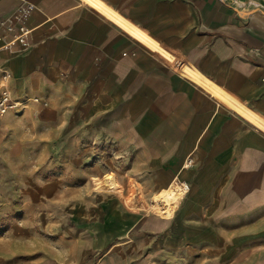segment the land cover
Segmentation results:
<instances>
[{"label":"crops","instance_id":"obj_1","mask_svg":"<svg viewBox=\"0 0 264 264\" xmlns=\"http://www.w3.org/2000/svg\"><path fill=\"white\" fill-rule=\"evenodd\" d=\"M31 1L29 44L0 49V84L24 103L0 115V133L96 153L162 226L101 255V199L70 195L81 204H67L52 243L13 234L0 263L264 264V0ZM18 4L0 0V19ZM114 245L128 252L113 258Z\"/></svg>","mask_w":264,"mask_h":264},{"label":"rangeland","instance_id":"obj_2","mask_svg":"<svg viewBox=\"0 0 264 264\" xmlns=\"http://www.w3.org/2000/svg\"><path fill=\"white\" fill-rule=\"evenodd\" d=\"M36 134L0 133V248L8 245L13 234H17L16 238L21 236L16 239L21 243L30 244L35 243L36 240L52 243L49 238L54 236L51 232L55 230L51 227L67 222V212L65 215L62 212L67 211V204H74L75 207L81 204L80 201L71 202L68 198L70 195L77 197L85 195L84 199L95 198L97 201L101 199V212H99L101 213V255L106 251L105 245H109L110 241L128 245L138 240L140 236L145 237L150 230L161 229V224L146 216L151 212L145 207L147 195L133 189L126 193L122 183H120L122 187H118L120 182L118 174H122L120 171L102 170L101 165H93V162L98 160V155L94 152L86 155L81 152L68 155L60 152L51 153L52 138L46 137L48 134H44L42 138L39 137L40 134L39 136ZM84 156L88 158V162H85L87 159ZM86 165L90 166L85 170L82 169ZM81 171L85 172L84 178ZM116 178L119 182L115 181ZM73 179H81L79 182H82V187L69 186V181L72 183ZM53 180L59 181V184L55 183L56 186L53 187L45 186ZM54 193L59 194L58 198H51L50 195ZM127 196L134 199V205L128 203ZM25 211L28 215L31 213V218L22 219L21 226L19 219ZM58 211L62 212V217L46 216L48 212ZM178 211L168 225L170 227L167 231L166 243L177 242L178 235L175 230L179 222ZM86 219L92 221L94 218ZM131 224L133 225L131 229L119 234V225L127 227ZM26 225L32 227L31 232L30 227L25 229ZM36 225L41 227L38 228L41 236L34 235L33 227ZM46 225L49 228H46ZM119 247V245L113 246L115 248L111 251L113 258L128 252V246L117 249ZM171 258L176 264L177 253Z\"/></svg>","mask_w":264,"mask_h":264},{"label":"built area","instance_id":"obj_3","mask_svg":"<svg viewBox=\"0 0 264 264\" xmlns=\"http://www.w3.org/2000/svg\"><path fill=\"white\" fill-rule=\"evenodd\" d=\"M36 4L31 0H19L16 9L7 18L0 19V49H11L16 46L26 47L29 44V37L33 28L27 21ZM264 10V3L258 6ZM10 77V73L4 72V78ZM0 115L6 114L9 110L24 106V103L16 101L5 84H0Z\"/></svg>","mask_w":264,"mask_h":264}]
</instances>
